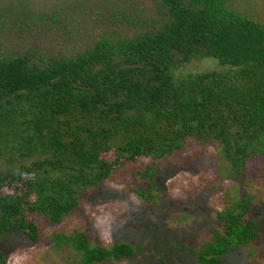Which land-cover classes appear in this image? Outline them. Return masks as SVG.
I'll return each mask as SVG.
<instances>
[{
	"label": "trees",
	"instance_id": "obj_1",
	"mask_svg": "<svg viewBox=\"0 0 264 264\" xmlns=\"http://www.w3.org/2000/svg\"><path fill=\"white\" fill-rule=\"evenodd\" d=\"M141 2L152 4L156 21L146 26L127 15L138 27L131 34L102 33L72 54L20 44L0 54V240L11 232L36 240L34 214L62 221L87 189L128 162L180 150L187 137L217 141L227 177L243 175L248 159L264 154V24L232 0ZM203 58L230 70L174 76L175 66ZM152 161L133 172L131 190L155 204L162 189ZM253 209L252 197L231 187L209 238L197 248L176 246L201 264H222L238 248L253 256L261 236ZM51 239L64 264L134 256L129 243L93 242L82 229Z\"/></svg>",
	"mask_w": 264,
	"mask_h": 264
},
{
	"label": "rangeland",
	"instance_id": "obj_2",
	"mask_svg": "<svg viewBox=\"0 0 264 264\" xmlns=\"http://www.w3.org/2000/svg\"><path fill=\"white\" fill-rule=\"evenodd\" d=\"M232 6L264 24V0H232ZM0 9L7 12L0 14V54L17 44L72 54L102 33L137 31L127 15L135 20L143 17L146 26L156 21L150 18L152 4L141 0H0ZM22 10L25 14L16 16ZM212 70L230 69L214 58H203L175 66L172 72L179 79ZM103 157L113 158L111 153ZM151 161L128 162L99 187L87 189L74 212L60 222L34 214L39 230L36 240L22 232L8 233L0 240L6 264H64V257L52 249L51 234L72 229L87 231L93 242L133 246V258L103 264H201L187 248L176 244L197 248L209 238L231 187L252 197L261 236L253 243V256L238 248L222 264H264V154L248 159L243 175L227 177L218 142L187 137L180 150L152 161L155 181L162 189L155 204L139 199L131 190L136 185L133 172Z\"/></svg>",
	"mask_w": 264,
	"mask_h": 264
}]
</instances>
